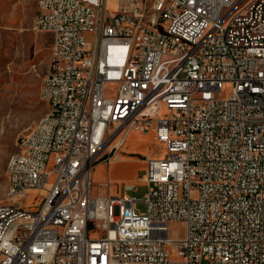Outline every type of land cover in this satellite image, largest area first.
<instances>
[{
    "label": "built area",
    "instance_id": "obj_1",
    "mask_svg": "<svg viewBox=\"0 0 264 264\" xmlns=\"http://www.w3.org/2000/svg\"><path fill=\"white\" fill-rule=\"evenodd\" d=\"M107 1L37 0L50 121L8 159L0 264H264V0ZM133 130L165 147L144 156L145 211L135 184L94 190Z\"/></svg>",
    "mask_w": 264,
    "mask_h": 264
},
{
    "label": "rangeland",
    "instance_id": "obj_2",
    "mask_svg": "<svg viewBox=\"0 0 264 264\" xmlns=\"http://www.w3.org/2000/svg\"><path fill=\"white\" fill-rule=\"evenodd\" d=\"M144 1L148 6L155 2ZM118 6L119 0L107 1V7L112 11H116ZM36 11L37 0H0V200L17 199L9 195L8 159L18 149L21 137L47 112L42 81L50 65L54 31L34 28ZM117 88L118 83L109 82L105 88L106 95L114 96ZM229 88V85L224 88V96ZM148 131L151 130H133L119 150L105 149L98 161L102 164L99 172L94 174L95 191H115L122 183L135 184L136 188L129 193L140 199L137 202L140 211L146 209L145 195L148 191V185L139 178L145 171L144 164L138 160H122L112 164L110 170L109 165L123 150L124 155L138 156L139 159L146 155L136 153L142 149H148L151 156H162L165 147ZM110 173L115 182H109ZM21 203L32 204L28 198ZM185 233V223L170 224V237L182 238Z\"/></svg>",
    "mask_w": 264,
    "mask_h": 264
},
{
    "label": "crops",
    "instance_id": "obj_3",
    "mask_svg": "<svg viewBox=\"0 0 264 264\" xmlns=\"http://www.w3.org/2000/svg\"><path fill=\"white\" fill-rule=\"evenodd\" d=\"M132 132V131H131ZM131 132H130V134H131ZM141 132H144V131H141ZM150 134H152L153 135V137L155 138V140L156 141H158L157 140V137H156V132L154 131V130H151V131H148ZM152 132V133H151ZM129 134V135H130ZM128 135V136H129ZM126 141H128V137H127V140ZM124 151V150H123ZM123 151H121V158L120 159H117V158H115L114 159V161H111V163H110V165H109V170H110V168H111V166H112V164H114V163H116V162H119V161H122V160H138L139 162H141V163H143L144 164V168L146 167V161H145V159H139L138 158V156H135V157H133L132 155H124L122 152ZM136 153H142V154H145L146 153V155H150V152H149V150L148 149H142L141 150V152H136ZM145 155V156H146ZM143 156V155H142ZM144 157V156H143ZM102 164H99V162L95 165V167H94V170H93V178H94V174H98V172H99V168H100V166H101ZM103 166H105L104 164H103ZM111 174V173H110ZM142 176H140L139 178H141ZM108 180H109V182H115V180H114V177H113V175L111 174L109 177H108ZM133 184L132 182H127L126 184ZM123 184H125V183H122V184H120V186L117 188V189H115V191L114 190H112L111 189V191H109V192H111V193H113V194H119L121 191H122V185Z\"/></svg>",
    "mask_w": 264,
    "mask_h": 264
},
{
    "label": "bare ground",
    "instance_id": "obj_4",
    "mask_svg": "<svg viewBox=\"0 0 264 264\" xmlns=\"http://www.w3.org/2000/svg\"><path fill=\"white\" fill-rule=\"evenodd\" d=\"M176 0H165V2H175ZM257 0H248V3H255ZM44 81V80H43ZM42 95L44 98V85H42ZM50 121V111H47L44 116L35 124V129H43V125L49 124ZM33 127V126H32ZM26 142V134H24L19 143ZM15 156V162H22V153H12L10 157ZM9 177V193H12L14 190V175H8ZM15 197V196H12Z\"/></svg>",
    "mask_w": 264,
    "mask_h": 264
}]
</instances>
